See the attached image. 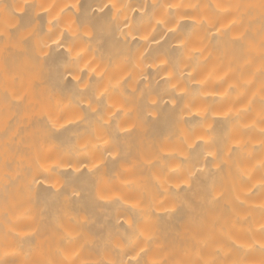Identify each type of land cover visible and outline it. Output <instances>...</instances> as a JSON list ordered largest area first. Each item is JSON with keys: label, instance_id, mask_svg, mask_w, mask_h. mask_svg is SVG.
I'll return each instance as SVG.
<instances>
[{"label": "bare ground", "instance_id": "1", "mask_svg": "<svg viewBox=\"0 0 264 264\" xmlns=\"http://www.w3.org/2000/svg\"><path fill=\"white\" fill-rule=\"evenodd\" d=\"M76 2L0 0V264H111L144 247L140 264H259L264 259L261 0H116V9L103 7L111 0H81L89 5L92 35L75 38L74 51L86 47L87 52L69 70L82 84L92 81L96 91L110 78L123 77L107 103L128 110L111 122L108 135L87 124L76 129L81 144L102 135L120 146L119 159L109 158L91 175L86 168L75 171L89 159L61 143L64 136L46 139L42 132L50 118L79 113L92 89L73 90L72 76L62 67L66 86L56 85L49 66L66 59L64 49H44L50 54L41 63L34 59L40 49L14 43L31 30L46 39L51 16L41 8L51 5L56 15ZM169 3L180 5L172 10L173 21L153 30ZM25 5L34 7L21 11ZM66 12L83 15V10ZM182 15L188 18L180 32L168 33ZM97 25H104L103 31ZM149 33L154 39H142ZM176 36L186 38L185 47L177 49ZM84 64L102 70V77L81 71ZM117 124L134 130L119 133ZM198 136L208 143L189 150ZM206 151H214L215 159L206 163ZM54 163L60 166L44 171ZM196 167L205 172L190 190H178L186 171ZM209 185L219 194L215 200L207 197ZM97 191L111 199L98 200ZM174 203L179 207L170 212ZM139 232H152L153 239L145 245L139 236L130 244Z\"/></svg>", "mask_w": 264, "mask_h": 264}, {"label": "snow or ice", "instance_id": "2", "mask_svg": "<svg viewBox=\"0 0 264 264\" xmlns=\"http://www.w3.org/2000/svg\"><path fill=\"white\" fill-rule=\"evenodd\" d=\"M261 6L264 7V0H261ZM29 7H34L33 5H25L21 8V11H25ZM49 8H41L42 11L49 14L51 16L48 21L49 27L47 33H45L46 39H42L39 37L38 33L35 30L27 31L26 35H19L14 43L16 46H28L33 50L40 49V55L34 57L38 62H43L46 57L49 56V52L44 51V49H51L55 46L58 49H64L66 59L62 62H52L49 66L50 71H54L56 75V85L64 87L66 86V77L64 73L60 72L59 69L62 67L65 72L69 76H72L74 81L73 90L79 89L82 92H88L92 89L91 95L89 97L87 105H83L81 103L79 113H74L69 118H64L63 115H59L56 119H49L46 128L43 130L42 135L46 139H59L61 136H64V139L61 143H67L69 147L74 151L77 155L83 154L86 158L89 159L88 164H82L80 167L75 169L76 172H80L81 168H86L89 175L94 173H99L102 168H104L109 160V158L115 162L120 157V146L119 143L112 144L111 138L105 139L102 135H95L93 138H90L85 143H79L80 134L76 131L80 127L81 124H87L89 129H92L93 132H97L100 130H104V134L108 135L107 129L111 127V122L119 116L120 112L128 111L127 108L122 103H114L108 104L107 101L110 99L109 92L112 90H116L120 88L123 77L120 79L112 80L110 78L109 83L104 86V88L100 91L95 90V85L92 81H85L83 84L81 83L82 77L80 75H74L69 70V65L78 64L79 61L86 54V47H80L78 51H74V41L75 38L82 32L84 36H91L92 32L88 31V26L93 23L92 17H90L87 13V9L89 5L87 3H81V0H77L75 4L68 5L65 4L63 8L60 9L56 15H51ZM104 8L111 7L113 9L117 8L116 0H111L110 4H105ZM157 7L156 4H153V8ZM164 11L160 19L155 21V24L151 25L153 30L156 25L167 26V24L171 23L175 17V12L172 10L179 9L180 5L175 3H169L163 6ZM68 9H76L77 12H81L83 10V15L76 16L73 14L72 16H68L66 10ZM118 11V9H117ZM38 15V14H37ZM188 17L180 16L178 19H175V23L172 28L168 29V33L177 34L180 32L182 27V22L186 20ZM98 28L103 31L104 25H97ZM226 27V26H225ZM221 29L217 28L216 32L220 33ZM57 33H59L57 35ZM67 34L68 39H65V35ZM167 34V33H166ZM55 37V38H53ZM152 36V33H149L146 36H143L142 39L145 41L149 40ZM179 43L177 44V49L183 48L186 45V38L181 39L179 36H176ZM158 43V42H157ZM141 57H143V53H141ZM87 69L90 74H95L97 77H102V70H98L96 67H91L89 64H84L80 69L84 71ZM171 76V73H169ZM173 89L177 87V85H171ZM184 91V89H181ZM264 93V86L261 87L260 90ZM155 104V101H152ZM104 112H107L108 119H104ZM59 119H64V123H59ZM261 123H264V115L261 116ZM119 133L129 134L132 130H134V126L130 128H121L119 124L116 125ZM93 139L95 142H93ZM198 142L207 144L208 141L205 140L204 136H198L195 141L188 145L189 150L193 149L195 146H198ZM203 159L207 163L209 158L213 160L216 157V153L214 151H206L202 153ZM151 163V161H149ZM60 165L55 164L50 167H44L45 172H51L55 170V167H59ZM220 164H216V169L219 170ZM67 167L71 168L72 164L67 163ZM174 172L180 171L179 169H173ZM205 172L204 168L196 167L194 169H188L186 171V176L180 179V182L176 185L178 190H190L192 188L193 181L196 177ZM261 185L264 186V180L261 181ZM53 187H57L55 184ZM59 190V189H57ZM73 195H80L79 192H74ZM219 194L215 192L214 185H209L207 189V197L209 200H215ZM96 198L100 201L110 200L111 197L106 196L100 191H97ZM139 202L133 203L131 205L132 208H137ZM179 205L175 204L170 212H175ZM132 227V224L129 222V228ZM261 231H264V225H261ZM142 236L144 239L145 245H147L153 239V233L148 232L145 234L144 232H139L136 236H131L129 243L135 244V240ZM261 250L264 251V244H261ZM147 251L146 247L140 248V250L136 253L135 256L131 257L128 260L121 261H112L111 264H140L139 257ZM205 264H215V262H205ZM232 264H240L239 261H232ZM259 264H264V259L259 261Z\"/></svg>", "mask_w": 264, "mask_h": 264}]
</instances>
